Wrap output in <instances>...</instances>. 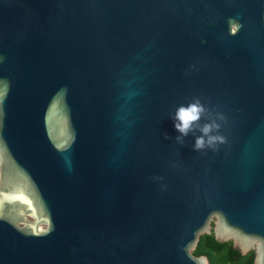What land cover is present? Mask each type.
Segmentation results:
<instances>
[{"label": "water", "instance_id": "obj_1", "mask_svg": "<svg viewBox=\"0 0 264 264\" xmlns=\"http://www.w3.org/2000/svg\"><path fill=\"white\" fill-rule=\"evenodd\" d=\"M193 97L215 150L175 140ZM204 233L264 264V0H0V264H207Z\"/></svg>", "mask_w": 264, "mask_h": 264}, {"label": "clouds", "instance_id": "obj_2", "mask_svg": "<svg viewBox=\"0 0 264 264\" xmlns=\"http://www.w3.org/2000/svg\"><path fill=\"white\" fill-rule=\"evenodd\" d=\"M238 28V24L233 23L231 31L234 34ZM202 118H206L207 122L201 124ZM223 120V116L218 115L216 118H211V114L206 109L205 105L201 103L199 98L193 97L192 100L185 106L181 104L175 109L172 117L173 127L179 133L175 137L178 143H183V138L188 136L189 133L199 135L195 136L193 150L200 151L206 148L215 150V146L223 144L225 138L217 134L220 124L216 120ZM168 137L165 136V139Z\"/></svg>", "mask_w": 264, "mask_h": 264}, {"label": "trees", "instance_id": "obj_3", "mask_svg": "<svg viewBox=\"0 0 264 264\" xmlns=\"http://www.w3.org/2000/svg\"><path fill=\"white\" fill-rule=\"evenodd\" d=\"M193 253L205 254L207 264H252V250L241 254L232 247L230 240L219 242L206 233L199 235Z\"/></svg>", "mask_w": 264, "mask_h": 264}]
</instances>
